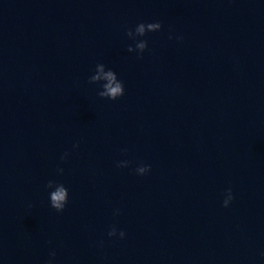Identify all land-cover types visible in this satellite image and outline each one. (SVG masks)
Segmentation results:
<instances>
[{
	"label": "water",
	"instance_id": "obj_1",
	"mask_svg": "<svg viewBox=\"0 0 264 264\" xmlns=\"http://www.w3.org/2000/svg\"><path fill=\"white\" fill-rule=\"evenodd\" d=\"M0 264H264V0H0Z\"/></svg>",
	"mask_w": 264,
	"mask_h": 264
},
{
	"label": "clouds",
	"instance_id": "obj_2",
	"mask_svg": "<svg viewBox=\"0 0 264 264\" xmlns=\"http://www.w3.org/2000/svg\"><path fill=\"white\" fill-rule=\"evenodd\" d=\"M147 27V29L149 30V32H157L162 30V24L157 22V23H149L147 25H145L144 23H141L137 26L136 30H135V34L138 36H145V28ZM127 35L129 36V38H134L133 36V32L131 30H129L127 32ZM148 45L146 41H141L139 43H137L136 45V49H139L140 53H143L146 49H147ZM129 52H133L135 51V49L129 47L128 49ZM101 70H103V66L101 65ZM109 83L107 85H105L104 87L106 88V91L100 92L99 95L102 98L108 97L111 100L115 101L119 98H121L122 96L125 95V89H124V85L121 81H117V75L114 71L110 70L106 77H105ZM95 80H99V77H91L90 79V83H94ZM79 145H76V147H78ZM67 154H65V158H66ZM119 167H127L128 164H120L118 165ZM62 173V169L60 170ZM137 173L139 175H145L148 172L151 171L150 166L147 167H139L137 168ZM54 186L53 182H49L47 187L48 188H52ZM228 199H226L224 201V206L228 207L229 204L231 203L232 199L234 198L232 196V192L231 189L228 190ZM69 193L66 190V188L63 185H60L57 189V191L55 192H51L50 193V201H51V206L58 212H63L65 210V206L68 203V199L66 200V198H68ZM110 236H116L117 232L116 230L113 228V230L109 233ZM121 238L125 237V233L124 232H120L119 233ZM52 257H55V253H51Z\"/></svg>",
	"mask_w": 264,
	"mask_h": 264
}]
</instances>
